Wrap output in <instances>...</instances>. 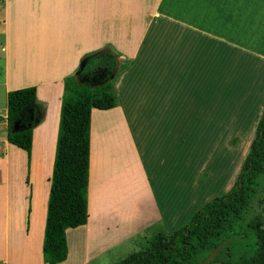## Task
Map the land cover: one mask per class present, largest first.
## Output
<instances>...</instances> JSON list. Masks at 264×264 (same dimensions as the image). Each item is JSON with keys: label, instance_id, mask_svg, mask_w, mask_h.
Segmentation results:
<instances>
[{"label": "crops", "instance_id": "crops-1", "mask_svg": "<svg viewBox=\"0 0 264 264\" xmlns=\"http://www.w3.org/2000/svg\"><path fill=\"white\" fill-rule=\"evenodd\" d=\"M249 6V0H0V264H47L42 247L65 84L67 79H75L76 71H82L81 58L100 50L114 51L120 62L126 60L109 78L119 102L103 111L119 119H111V131L102 137L95 119L96 111L102 110H91L88 218L85 225L66 230L67 257L58 264H112L156 235L149 230L171 233L173 203L169 210L166 201L164 209L158 198L159 153L164 155L165 145H171V159L166 158V164L161 161V172L166 168L167 173L161 184L169 186V180L173 189L175 123L207 126L212 109L217 115V94L214 89L208 92L207 81L217 78L215 62L221 60L223 43L235 40L238 47L250 48L241 43L245 16L238 23L237 35L232 26ZM64 13L71 15V23L86 25L88 34L136 31L138 36L141 32V39L130 44L95 37L86 51L63 68L61 52L56 43L48 44L46 31L63 30ZM30 14L39 15L35 22L38 40L27 41L32 46L23 41ZM80 15L86 19L75 20ZM66 22L71 24L69 16ZM149 32H153L151 39L142 38ZM98 68L107 65L102 62L86 75ZM27 87H35L37 101L45 104L44 118L32 133L29 157L7 141V94ZM219 106L221 110L222 103ZM130 120L134 126L150 128L140 139L127 130L133 135L134 156L125 151L127 142L118 135V126H133ZM166 127H172L170 136ZM128 157L136 165L126 170L128 192L115 194L112 189L121 182L118 169ZM144 158L156 166L148 168ZM205 174L201 171L202 177ZM183 179L177 183L183 184ZM148 199L156 208L149 215L138 212L128 218L115 217L122 204Z\"/></svg>", "mask_w": 264, "mask_h": 264}, {"label": "trees", "instance_id": "trees-1", "mask_svg": "<svg viewBox=\"0 0 264 264\" xmlns=\"http://www.w3.org/2000/svg\"><path fill=\"white\" fill-rule=\"evenodd\" d=\"M113 71L101 68L96 85L77 84L69 78L62 98L58 135L47 205L42 247L43 260H66V230L85 225L90 152L91 110L117 105L109 82ZM45 104L36 99L35 87L7 94V141L30 156L32 133L44 118ZM17 128V130L15 129ZM257 200L259 211H251ZM250 213L251 216H247ZM254 212V213H253ZM264 107L255 136L231 189L199 208L191 220L169 234L154 235L144 249L112 264H264ZM241 251L237 258L232 247Z\"/></svg>", "mask_w": 264, "mask_h": 264}, {"label": "rangeland", "instance_id": "rangeland-1", "mask_svg": "<svg viewBox=\"0 0 264 264\" xmlns=\"http://www.w3.org/2000/svg\"><path fill=\"white\" fill-rule=\"evenodd\" d=\"M249 3L248 10L246 9V12L242 14L243 16L238 19V22L236 21L237 25L232 24V26L234 28L233 33L237 35L238 23L245 16L246 25L241 30L245 38L241 43L244 45L249 44L250 48L243 49V46L238 47V42L236 43L235 40H230V43H223L221 60L218 59L215 62V74L217 78L207 81L208 92L214 89L217 94L216 101L219 104L222 103L221 110L219 104H217V115H215V110L212 109V116L207 118L209 120L207 126H194L193 124L186 126L179 122L175 123L173 133L175 187L173 189L170 186L169 180V186L161 184V180L167 176L166 168L165 172H161V161L163 160L166 164V158L171 159V145H165L164 155L159 153V163H157L159 170L158 198L160 202H164V209L167 207L166 201L169 203V210L172 209L173 203L174 219L171 221V226L169 227L170 232L189 222L195 212L205 203L213 198L224 195L231 189L254 139L255 127L260 117L261 109L264 106V0H249ZM30 15H27L30 21L23 29V41L25 45H31L39 37V31L35 25L39 15ZM68 16L71 23L70 14L64 13L63 20L64 17L67 20ZM77 17L80 20L86 19V16L80 15L75 16V20ZM66 20L63 30L48 29L46 31L48 44L56 43L58 51L61 52L62 66L67 61L74 60L78 53L86 51L92 45L91 42L95 37L96 39L99 37L101 39L106 38V41L112 42L126 41L130 44L136 43L138 39H141L139 38L141 32L138 36L139 32L136 31H95V35L94 32H89L88 34V30L85 28L86 25H76L73 23L69 25ZM236 22L234 20V23ZM145 37L147 40L151 39L153 32H149L147 36L144 35L142 38ZM251 45L255 47V52L258 54L253 53ZM103 52L104 50H100L95 54L92 52L81 58L79 66L82 67V71L79 72L78 70L74 74L77 84L92 86L101 82L100 80H93L90 73L88 76L86 74L102 62H105L107 65V71L110 73V70H112L113 74L126 65L124 64L126 60L123 59L120 62L114 51ZM109 82L113 85L112 79ZM200 93H203V91L201 90ZM211 96L210 94L207 96L206 102L209 103ZM202 99L204 100V97L199 98V100ZM117 101L119 102L118 98ZM96 112L95 119L99 125V134L102 137L106 136L111 131V119L114 121L119 119V116L113 119L112 114L108 111ZM133 121L130 120L131 125H133L131 128L126 129L124 126H118L119 130L121 129L120 133H118L117 128L121 141L127 142L125 151L132 156L135 155V149L131 132L140 139L141 137L143 138L145 131L150 129L145 125L142 127L140 125L134 126ZM171 128L166 127L167 131H169V136L171 135ZM129 129H131L130 134L128 133ZM99 143L101 147L103 143L101 136L99 137ZM134 162L132 157H128L126 164L121 165L118 169L121 173V182L115 186V189H112L115 194L120 195L128 192L129 188L124 181V177L127 176V169L136 168ZM144 162L148 168L156 166L148 158H144ZM201 171L206 172L205 176L202 177ZM182 178H185V180L183 179L184 183L178 184L177 182ZM200 178L205 182L207 180V183L200 182ZM153 209L155 210L156 208L149 199L148 202L137 200L135 203V201H132L129 204H122L116 208L115 217L128 218L138 212L147 216ZM157 209L160 210L159 205H157ZM251 211H259L256 199L252 203ZM251 214L249 210L247 216H251ZM153 217H156V215L153 214ZM159 231L161 230H149V232H155L156 234ZM163 233L166 234L168 232L163 231ZM146 246L147 243H142L138 249H135V252L144 249ZM124 247L128 248L126 245ZM231 253L234 258H237L241 251L235 246L231 248ZM115 262L117 261H113V263Z\"/></svg>", "mask_w": 264, "mask_h": 264}, {"label": "water", "instance_id": "water-1", "mask_svg": "<svg viewBox=\"0 0 264 264\" xmlns=\"http://www.w3.org/2000/svg\"><path fill=\"white\" fill-rule=\"evenodd\" d=\"M15 129L17 130V128H15ZM219 250H220V247L218 249H216L214 252H212L211 254H209L207 256V258L203 262H201L200 264H206V263L210 262L212 260V258L219 252Z\"/></svg>", "mask_w": 264, "mask_h": 264}, {"label": "flooded vegetation", "instance_id": "flooded-vegetation-1", "mask_svg": "<svg viewBox=\"0 0 264 264\" xmlns=\"http://www.w3.org/2000/svg\"><path fill=\"white\" fill-rule=\"evenodd\" d=\"M99 69H101V68H98V69H96V70H94V71H92V72L90 73L91 78L94 77V75L96 74L97 71H99Z\"/></svg>", "mask_w": 264, "mask_h": 264}]
</instances>
